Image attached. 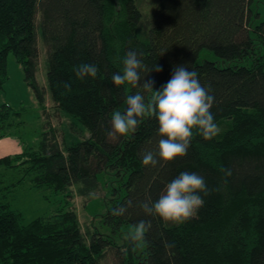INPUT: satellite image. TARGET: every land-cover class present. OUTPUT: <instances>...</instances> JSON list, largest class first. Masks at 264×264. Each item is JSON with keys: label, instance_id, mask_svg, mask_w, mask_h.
<instances>
[{"label": "trees", "instance_id": "16d2710c", "mask_svg": "<svg viewBox=\"0 0 264 264\" xmlns=\"http://www.w3.org/2000/svg\"><path fill=\"white\" fill-rule=\"evenodd\" d=\"M139 1L0 0V88L11 54L42 113L47 117L48 96L87 132L61 146L49 127L36 146L0 156V166L19 168L17 183L36 189L62 193L74 186L79 196L100 190L105 198L103 231L83 230L65 206L23 223L12 200L1 198L0 264H264V0H155L151 22ZM128 51L148 68L161 67L140 73L141 83L155 81L154 90L175 66L195 70L214 97V122L227 118V127L209 140L194 132L187 154L172 162L157 156L155 167L143 165L144 153H156L161 139L154 117L129 138L108 136L112 113L124 112L127 96H151L113 83ZM41 56L46 86L36 79ZM83 63L98 67L95 78L76 77ZM14 114L0 103V136ZM181 172L199 174L209 189L199 193L197 215L176 225L145 214L140 203L158 200ZM121 206L125 213L112 215ZM141 220L151 226L136 245L125 234Z\"/></svg>", "mask_w": 264, "mask_h": 264}, {"label": "clouds", "instance_id": "9594fccd", "mask_svg": "<svg viewBox=\"0 0 264 264\" xmlns=\"http://www.w3.org/2000/svg\"><path fill=\"white\" fill-rule=\"evenodd\" d=\"M163 53V52H162ZM161 53V54H162ZM161 71L160 66L148 68L138 57L136 51H128L123 60L122 73H114L112 81L116 86L131 85L133 88L142 87L151 93L149 99L140 92L126 97L127 107L124 112L114 111L111 117L112 130L110 138H129L134 134L140 123L146 117H154L158 121V151L144 153L142 163L155 167L159 161L167 164L177 157H183L193 139L194 132L209 140L217 136L219 128L214 122L210 111L214 97L210 89L202 86L195 70H189L183 65L175 66L171 79L159 90H154V80H143L141 71L146 74L152 70ZM99 69L95 64L83 63L76 67L78 79L95 78ZM144 78V77H143ZM64 87L70 90V84ZM225 176L231 175V170L221 168ZM209 194V189L202 176L197 173L181 172L165 187L164 192L155 202L145 201L140 207L145 214L160 217L164 222L183 224L197 215L203 206V198ZM128 206H131L129 202ZM126 207L112 209V215H123ZM150 222L141 220L126 234L125 239L139 245L145 241V235L150 229Z\"/></svg>", "mask_w": 264, "mask_h": 264}, {"label": "rangeland", "instance_id": "374dc122", "mask_svg": "<svg viewBox=\"0 0 264 264\" xmlns=\"http://www.w3.org/2000/svg\"><path fill=\"white\" fill-rule=\"evenodd\" d=\"M140 9L143 20L151 22L154 19L155 0H140ZM214 59L209 53H201L200 58ZM41 56L40 65L36 73V79L41 85L46 86L45 81V62ZM0 103H7L13 112L12 121L19 122L12 126H5L4 132L10 136L16 137L18 148L23 151L29 146H35L40 133L47 128L55 131L58 142L61 146L70 143L71 140L82 139L87 136L84 127L70 115L62 110L51 106V102L46 96L45 107L47 106L48 114L42 113L41 107L36 101L31 88L23 79L21 65L15 60L13 55H8L7 61V78L0 88ZM53 108V110L51 109ZM229 119L223 118L217 122L219 128L218 134L228 125ZM49 124V126L47 125ZM48 126V127H47ZM7 168V173L0 174V199L6 197L13 208L21 211L22 222H29L31 219L49 213L51 210L62 208H72L78 217L81 228H98L103 231L100 225V214L104 210L105 198H102L100 190L91 193L88 197L79 196L74 186L69 187L65 192H54L50 189H36L29 187L27 183L20 184L16 188L6 187L11 178L15 179L22 175L19 170H10L14 167ZM111 177H108L107 185ZM6 187V188H3ZM9 189V190H8ZM165 190V189H164ZM163 190V192H164ZM109 193V191H107ZM162 192V193H163ZM108 194H106V197ZM1 199V200H2ZM103 264H112L111 259H107Z\"/></svg>", "mask_w": 264, "mask_h": 264}, {"label": "crops", "instance_id": "0c3cea01", "mask_svg": "<svg viewBox=\"0 0 264 264\" xmlns=\"http://www.w3.org/2000/svg\"><path fill=\"white\" fill-rule=\"evenodd\" d=\"M18 123L19 122H15V123L13 122L12 125H10V126L13 127V125L18 124ZM36 144H35V146H36ZM20 152H22V151L18 148L17 138L10 136V134H6V132H4V134L2 136H0V156L13 155V154H17ZM9 169L10 170H19V168H17V167L9 168ZM7 171H8L7 168H3V169L0 168V174L7 173ZM20 178H21V176L20 177L17 176V178H15V179L11 178L10 181L7 184H5V186L16 188L20 184H23V183H17V181ZM6 187H3V188H6ZM29 187H31V186L29 185ZM11 200H12V198H11Z\"/></svg>", "mask_w": 264, "mask_h": 264}]
</instances>
